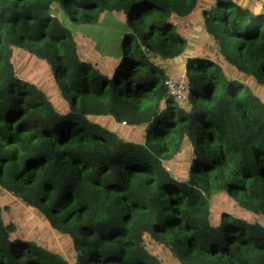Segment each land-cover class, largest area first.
Returning a JSON list of instances; mask_svg holds the SVG:
<instances>
[{
    "label": "trees",
    "instance_id": "obj_1",
    "mask_svg": "<svg viewBox=\"0 0 264 264\" xmlns=\"http://www.w3.org/2000/svg\"><path fill=\"white\" fill-rule=\"evenodd\" d=\"M254 2L0 0V264H264ZM196 13L215 54L188 51L177 21ZM106 15L126 25L119 54L83 53L64 21L95 27ZM186 53L185 99L169 97L161 62ZM18 54L46 82L19 73ZM29 213L70 240L67 257L29 243L35 232L18 227Z\"/></svg>",
    "mask_w": 264,
    "mask_h": 264
},
{
    "label": "rangeland",
    "instance_id": "obj_2",
    "mask_svg": "<svg viewBox=\"0 0 264 264\" xmlns=\"http://www.w3.org/2000/svg\"><path fill=\"white\" fill-rule=\"evenodd\" d=\"M260 0H237L239 5L245 4L249 7L253 2H259ZM198 13H196L193 17L179 19L178 25L180 30L185 33V40L188 45L189 50H198L203 54H215L217 47L214 42L210 39V37L205 32V27L203 22H201ZM122 16L116 15H106L102 22L95 27H82L77 28L69 23L67 20L64 21V24L73 32L76 42L80 44V48H82L83 53L91 52L96 58L102 57L103 54L109 56H115L119 54V47L121 39L127 31L126 25L122 23ZM16 66L19 73L24 75H30L33 73L35 77L32 79V82L35 83H43L46 82V75L48 74L47 70H43L42 64L37 59H24L22 55H16ZM160 61V60H159ZM187 63V53L183 54L181 57L170 60V61H162L161 67L164 69L165 73L169 75L168 77H177L178 75H182L184 73V66ZM23 76V75H22ZM245 82V81H244ZM46 88L50 90L52 93H55V89L53 85L46 83ZM257 88V87H256ZM264 94V88L261 90ZM183 98L185 99L184 95ZM182 98V99H183ZM61 97L56 93L55 101L58 102L59 106L62 105ZM185 101V100H184ZM179 162H175L179 164ZM217 196H214V198ZM12 199L10 196H5L3 199L2 207L10 206L13 218L15 221L20 219L19 212L22 210V207L18 205L11 204ZM216 203L220 207L227 206L224 197L219 196L216 198V202L213 200L212 205L216 206ZM14 204H19L14 201ZM235 208L231 207V209ZM212 213H215L213 208H211ZM29 215L30 218L27 216ZM26 219H22L18 227L22 224L27 223L31 232H35V235L30 236L28 240L29 243H36L42 246H46L48 248H53L58 250L62 255L67 257V252L71 251L72 246L70 240L67 238H59L54 233L46 232L48 228L46 226L40 225V218L35 217L31 213H29ZM23 217V216H22ZM40 219V220H39ZM41 225H44V222L41 220ZM169 263L172 259H168ZM75 262H70V264H74Z\"/></svg>",
    "mask_w": 264,
    "mask_h": 264
},
{
    "label": "built area",
    "instance_id": "obj_3",
    "mask_svg": "<svg viewBox=\"0 0 264 264\" xmlns=\"http://www.w3.org/2000/svg\"><path fill=\"white\" fill-rule=\"evenodd\" d=\"M167 95L172 98L182 99L184 95V77L178 75L177 77H168L165 80Z\"/></svg>",
    "mask_w": 264,
    "mask_h": 264
}]
</instances>
